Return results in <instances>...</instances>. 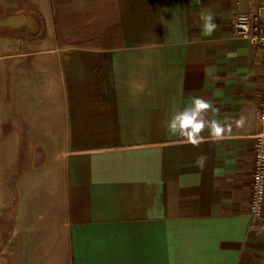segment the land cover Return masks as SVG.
<instances>
[{
    "label": "crops",
    "instance_id": "crops-1",
    "mask_svg": "<svg viewBox=\"0 0 264 264\" xmlns=\"http://www.w3.org/2000/svg\"><path fill=\"white\" fill-rule=\"evenodd\" d=\"M260 6L0 0V264H264L249 229L264 48L233 33ZM195 97L223 139L167 134Z\"/></svg>",
    "mask_w": 264,
    "mask_h": 264
},
{
    "label": "built area",
    "instance_id": "built-area-1",
    "mask_svg": "<svg viewBox=\"0 0 264 264\" xmlns=\"http://www.w3.org/2000/svg\"><path fill=\"white\" fill-rule=\"evenodd\" d=\"M234 36L264 48V7L238 13L233 20ZM257 118L260 131L255 136L252 195L249 208V229L264 231V94Z\"/></svg>",
    "mask_w": 264,
    "mask_h": 264
},
{
    "label": "clouds",
    "instance_id": "clouds-1",
    "mask_svg": "<svg viewBox=\"0 0 264 264\" xmlns=\"http://www.w3.org/2000/svg\"><path fill=\"white\" fill-rule=\"evenodd\" d=\"M203 20V31L206 36H211L216 30V23L212 14L201 16ZM195 42V41H193ZM142 91V88H140ZM213 105L201 98L195 97L191 103L183 109H178L166 121L165 128L167 134L170 136H180L185 139L187 143L198 146L204 137L202 133L207 129L210 131L214 139L220 140L224 138L226 131H230L231 127L227 129L215 119H209V113L215 112ZM244 125V119L241 118L236 121L237 127ZM205 157L201 156L197 159V164L203 167Z\"/></svg>",
    "mask_w": 264,
    "mask_h": 264
},
{
    "label": "rangeland",
    "instance_id": "rangeland-1",
    "mask_svg": "<svg viewBox=\"0 0 264 264\" xmlns=\"http://www.w3.org/2000/svg\"><path fill=\"white\" fill-rule=\"evenodd\" d=\"M3 16H4L3 12L0 11V28H4L6 26V22L3 20ZM23 20H24L23 16L17 17L16 23L23 25V22H22ZM7 36L9 35L6 34L5 37ZM1 38L3 37L0 36V55H2V53H6V52H10L14 50V44L13 42L11 43V39L2 40ZM1 62H4L3 58H0V63ZM1 80H2V74L0 72V86H1Z\"/></svg>",
    "mask_w": 264,
    "mask_h": 264
}]
</instances>
